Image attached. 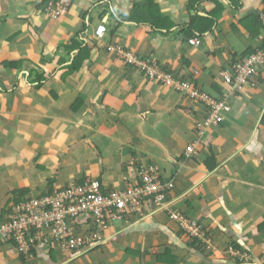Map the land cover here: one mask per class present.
Returning a JSON list of instances; mask_svg holds the SVG:
<instances>
[{
    "label": "crops",
    "instance_id": "0c3cea01",
    "mask_svg": "<svg viewBox=\"0 0 264 264\" xmlns=\"http://www.w3.org/2000/svg\"><path fill=\"white\" fill-rule=\"evenodd\" d=\"M48 1L0 0V223L18 190L36 196L49 183L93 179L125 190L152 166L171 188L146 200L142 216L111 223L98 249L71 254L39 243L26 262L15 244H0V264H261L264 67L233 92L220 72L261 45L264 31L253 40L234 29L238 20L252 28L246 17L263 12L264 0H235L238 10L217 0L224 12L211 31L197 17H212L213 0H70L57 19L46 14ZM109 45L155 59L213 98L226 95L221 122L200 138L205 107L147 81ZM169 210L198 222L212 252L194 245ZM75 224L85 230L90 219ZM228 246L252 252V263L231 258Z\"/></svg>",
    "mask_w": 264,
    "mask_h": 264
},
{
    "label": "built area",
    "instance_id": "2783aa9c",
    "mask_svg": "<svg viewBox=\"0 0 264 264\" xmlns=\"http://www.w3.org/2000/svg\"><path fill=\"white\" fill-rule=\"evenodd\" d=\"M70 0H51L45 10L46 14L57 19L67 14ZM264 27V11L259 14ZM106 28L99 26L95 31L98 39L103 37ZM189 44L198 47L201 39H189ZM107 51L123 61L135 66L149 77L159 79L162 83L206 109V116L195 126L201 138L211 127L221 122V114L227 109V96L213 98L201 91L190 81H183L174 75L163 72L156 62H150L118 45H109ZM264 67V47L234 63L220 72L225 85L230 91H239L247 85ZM193 153V147L186 149ZM139 182L129 185L125 190H113L104 193L101 183L92 180L83 186L76 183L59 189L55 194L27 199L10 208L8 215L0 223V244H15L17 252L26 262L33 258L37 244L46 247H60L71 254L89 253L105 243V233L109 225L125 219L130 214L143 215L146 200L159 202L165 191L171 186L163 184L157 175V169L149 166L139 172ZM89 217L90 224L83 230L75 221L79 217ZM169 217L176 222L190 238L201 242L207 249H213L202 226L183 215L170 210ZM228 254L240 262L251 261V256L244 251L229 247ZM264 264V255L260 260Z\"/></svg>",
    "mask_w": 264,
    "mask_h": 264
},
{
    "label": "trees",
    "instance_id": "16d2710c",
    "mask_svg": "<svg viewBox=\"0 0 264 264\" xmlns=\"http://www.w3.org/2000/svg\"><path fill=\"white\" fill-rule=\"evenodd\" d=\"M50 1V0H49ZM49 1H48V3H49ZM214 1V4L216 5V10L214 11V12H212V17L211 18H198L197 17V19L198 20H200V22H202V25H204V27H203V29L205 30V31H211L212 30V28H213V26H214V24H215V21L217 20V18H218V16H220L223 12H224V8L222 7V5H220V3L217 1V0H213ZM233 1V5H234V7H235V10H238L239 9V7H240V4L239 3H236V2H234L235 0H232ZM47 6H48V4H47ZM191 7H192V5H191ZM47 8V7H46ZM264 11V10H263ZM259 14H260V12L257 14V13H255V14H250V15H248L247 17H246V19L248 20L247 22H250V26H252V28H248V27H246V25L244 24V21L243 20H238V22H237V24H236V28L234 29V28H231V29H234V31H236V29H237V26H242V27H244V30L245 31H247L249 34H250V37L253 39V40H258L261 36H260V34L261 33H263V31H264V27H263V25L261 24V22H260V17H259ZM196 19V18H195ZM200 32V31H199ZM201 32H203L202 31V29H201ZM260 43H261V45H259L258 46V49H261V48H263L264 47V38H262L261 40H260ZM87 52V50L85 49V50H82L81 52H80V55L82 56L83 54H85ZM255 51L253 50V49H251L250 51H247V52H245L244 53V58L245 57H247V56H249V55H251L252 53H254ZM243 59V58H242ZM148 61H152V62H156V60L155 59H147ZM241 60V59H240ZM77 62H78V60H76L74 63H73V65H72V68H74V69H76L78 66H77ZM235 62H233L232 64H234ZM159 67H160V69L163 71V72H165V73H169V74H171V75H173V73L172 72H169V71H167V70H165L163 67H161L159 64H157ZM6 66V65H5ZM128 67H131V68H135V69H137L135 66H130V65H127ZM7 67V66H6ZM138 70V69H137ZM138 72L147 80V81H151V82H153V83H155V84H158V85H162V86H167L166 84H164V83H162L159 79H157V78H154V77H149L147 74H144L142 71H140V70H138ZM141 171V170H140ZM140 171H138V182H139V172ZM93 179H86V180H84V181H82V182H80V183H76V184H78V185H80V186H83L84 184H86L88 181H92ZM96 181H98V180H96ZM98 182H100V181H98ZM101 183V182H100ZM49 189H51V191L49 192L48 191V189L45 191L46 193H39V194H37L36 196H28L27 194V191L26 190H18L17 192H16V195H18L19 194V196H16L15 194H13V196L15 197L14 199H13V202L9 205V208L7 209V213H6V215L3 217V220L6 218V216L8 215V212H9V210H10V208L12 207V206H14V205H18V204H20L21 202H23V201H25V200H27V199H33V198H39V197H42V196H45V195H52V194H55L59 189H62V188H59V189H57V188H54V186L52 185V183H49V187H48ZM63 188H65V187H63ZM101 188H102V191L104 192V193H108L109 191H106L104 188H103V186H102V184H101ZM188 237V236H187ZM193 244L194 245H197L198 247H201V245L199 244V242L197 241V240H193Z\"/></svg>",
    "mask_w": 264,
    "mask_h": 264
},
{
    "label": "clouds",
    "instance_id": "9594fccd",
    "mask_svg": "<svg viewBox=\"0 0 264 264\" xmlns=\"http://www.w3.org/2000/svg\"><path fill=\"white\" fill-rule=\"evenodd\" d=\"M257 50V49H256ZM186 153H187V151H186ZM188 154V153H187ZM157 175H158V177H159V173H158V170H157ZM159 180L163 183V184H166V183H164L161 179H160V177H159ZM168 185V184H167ZM171 188V187H170ZM170 188L167 190V191H169L170 190ZM167 191H165V193L167 192ZM164 196H165V194H164ZM164 199V198H163ZM162 199V200H163ZM169 212H170V210H169ZM177 213V212H176ZM182 215V214H181ZM184 217H186L185 215H183ZM186 218H188V217H186ZM169 219H170V217H169ZM189 219V218H188ZM171 220V219H170ZM189 220H191V219H189ZM172 221V220H171ZM191 221H193V220H191ZM172 222H174V221H172ZM196 222V221H195ZM174 223H176V222H174ZM198 223V222H197ZM177 224V223H176ZM180 228V227H179ZM183 231V230H182ZM184 232V231H183ZM185 233V232H184ZM189 237V236H188ZM190 238V237H189ZM190 239H192V238H190ZM192 240H194V239H192ZM212 243V242H211ZM199 244L201 245V249H202V247H204L206 250H208V251H211L212 252V249H207L206 248V246L205 245H203L201 242H199ZM213 247V246H212ZM229 247H234V246H228L227 248H226V254H228L227 252V250H228V248ZM235 249H237L236 247H234ZM214 249V248H213ZM238 250H240V249H238ZM240 251H243V250H240ZM244 252H247L250 256H251V261H248V262H243V263H252V261H253V256H252V252H250V251H244ZM229 255V254H228ZM264 254H262V256H263ZM230 256V255H229ZM261 256V257H262ZM231 257V256H230ZM261 257L259 258V259H257L256 261H259L260 262V260H261ZM232 258V257H231ZM234 259V258H233ZM239 261V260H238ZM240 262V261H239Z\"/></svg>",
    "mask_w": 264,
    "mask_h": 264
}]
</instances>
